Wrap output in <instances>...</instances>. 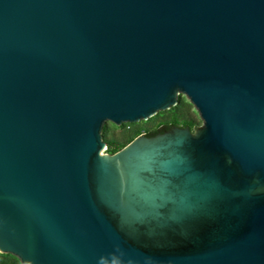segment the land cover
<instances>
[{
  "label": "water",
  "instance_id": "1",
  "mask_svg": "<svg viewBox=\"0 0 264 264\" xmlns=\"http://www.w3.org/2000/svg\"><path fill=\"white\" fill-rule=\"evenodd\" d=\"M0 253L264 264V0H0Z\"/></svg>",
  "mask_w": 264,
  "mask_h": 264
},
{
  "label": "trees",
  "instance_id": "2",
  "mask_svg": "<svg viewBox=\"0 0 264 264\" xmlns=\"http://www.w3.org/2000/svg\"><path fill=\"white\" fill-rule=\"evenodd\" d=\"M195 106L184 98H178V103L174 107L160 111L155 116L146 120L150 124L155 125L154 128H145L140 123H126L121 126V132H117L112 125L104 126L102 135L106 142L108 153H115L125 147L134 138L141 134L153 136L157 133L164 132L176 125L179 127H190L192 131L198 128V122L195 117ZM197 111V110H196ZM0 264H22L21 261L12 254L0 253Z\"/></svg>",
  "mask_w": 264,
  "mask_h": 264
},
{
  "label": "rangeland",
  "instance_id": "3",
  "mask_svg": "<svg viewBox=\"0 0 264 264\" xmlns=\"http://www.w3.org/2000/svg\"><path fill=\"white\" fill-rule=\"evenodd\" d=\"M180 97L184 98L186 101H189L188 97H187L186 95H184V94H181ZM195 114H196V115H195L196 120H197V122H198V127H200V126H202L203 120L201 119L199 113H198L196 110H195ZM137 123H140V124H142V125H144V123L147 124V125L145 126V128H154V127H155V125L150 124V122H146V120H142V121L137 122ZM125 124H126V123H125ZM106 125H112V126H114V128H115V130H116L117 132H121V130H122L121 126H123L124 124L121 125V126H117L116 124H114V123H112V122H107ZM105 152H107L106 149H105Z\"/></svg>",
  "mask_w": 264,
  "mask_h": 264
},
{
  "label": "built area",
  "instance_id": "4",
  "mask_svg": "<svg viewBox=\"0 0 264 264\" xmlns=\"http://www.w3.org/2000/svg\"><path fill=\"white\" fill-rule=\"evenodd\" d=\"M106 149V148H105Z\"/></svg>",
  "mask_w": 264,
  "mask_h": 264
}]
</instances>
